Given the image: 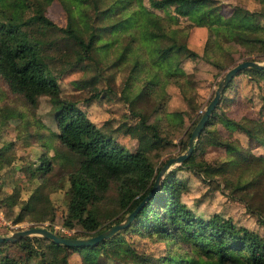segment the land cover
<instances>
[{"label": "trees", "instance_id": "trees-1", "mask_svg": "<svg viewBox=\"0 0 264 264\" xmlns=\"http://www.w3.org/2000/svg\"><path fill=\"white\" fill-rule=\"evenodd\" d=\"M53 1L0 0V81L7 91L21 95L33 106L39 96H48L53 109V127L48 132L30 133L44 145L38 159L27 166L33 186L25 198L16 186L2 189L0 210L11 226L30 218L32 209L37 208L35 223L47 220L49 223L44 225L51 228L59 217L61 226H78L81 232H56L83 236L119 221L151 188L166 159L156 166L149 151L157 152L171 143L170 124L181 123L182 115L175 109L163 116L154 109V119L148 120L150 114L143 102L149 98L161 104L166 95L161 84L169 80L179 85L190 102V73L184 67L185 60L202 57L225 67L244 55L245 59L255 60L264 56V37L258 35L264 30V0L259 11L235 5L227 15L221 12L218 0H57L66 14L64 25L46 14ZM172 7L174 13L170 12ZM156 9L163 10L164 17ZM10 10L13 21L6 20ZM178 15L194 18L197 24L212 22L202 53L188 46L185 27L172 25ZM215 44L223 48L228 63L216 54ZM237 45L243 50L234 56ZM76 48L79 56L65 63L58 73L69 69L81 70L83 75L90 72L84 81L90 87L87 100H91L113 92V70L120 65L127 68L118 94L127 102L128 116L150 129L151 141L137 138V145L130 149L97 125L77 100L62 94L58 76L44 59L55 60L59 51ZM243 75L261 85L264 67L245 66L230 79L189 156L164 174L125 227L86 246L56 243L39 235L2 240L0 264H56V260L70 264L72 251L79 254L80 264H264V239L217 211L208 216L196 213L181 196L186 185L178 175L183 170L207 182H222V192L241 198L248 210L264 219V151L256 153L231 135L238 129L264 146V114L234 119L219 108L233 99L226 92L237 83L236 77ZM102 79L106 83L97 86ZM75 82L81 85L82 80ZM20 114L14 108L0 110V131L2 127L8 129L6 120L18 121ZM225 119L233 126L228 128L227 136L219 129L208 128ZM50 132L75 155L74 165L65 171L69 187L60 214L48 191L57 184L54 172L61 169L56 166L59 162L55 153H48L43 141ZM190 132L180 139L184 147ZM14 145L13 139L0 144V167L14 160ZM208 146L219 148L221 154L207 159L203 153ZM254 203L259 206L254 207ZM147 241L164 247L154 252L138 245Z\"/></svg>", "mask_w": 264, "mask_h": 264}, {"label": "rangeland", "instance_id": "rangeland-1", "mask_svg": "<svg viewBox=\"0 0 264 264\" xmlns=\"http://www.w3.org/2000/svg\"><path fill=\"white\" fill-rule=\"evenodd\" d=\"M261 1L262 0H218V3L221 12L227 15L235 5H240L248 10L259 11L262 9ZM156 10L158 14L164 17L165 13L163 10ZM170 12L174 13L173 7L170 8ZM74 13L77 15V10L74 9ZM260 13L261 12H258V14ZM46 14L60 25H64L66 22V14L57 0H54L47 6ZM6 20H14L11 15V10L8 12ZM262 21H264V18H262ZM196 22L194 18L189 16L178 15V21L172 22V25L185 27L188 46L202 53L212 22L210 20H203L198 24ZM220 22L221 21L216 23ZM258 35L264 37V30ZM214 49L218 56H222L221 60L223 63L226 64L229 62V57L224 54L222 47L215 44ZM242 50L243 46L237 45L236 49L233 51V55L237 56ZM111 52L110 50L109 54ZM79 54L80 50L78 48L61 50L56 54L59 58L51 60L46 57L44 59L46 66L58 76L62 94L77 100L78 104L86 110L88 116L97 123V125L104 131L109 132L112 137L116 138L130 149L137 145V138L151 141L150 129L144 127L136 118L128 116L127 102L123 101L118 94L127 68H122V65H120L113 70L114 77L111 79V85L114 89L113 92L102 94L100 97L91 100H87L90 96V87H88L89 84L84 81V79L90 76V72H88L87 75H83L81 70L69 69L64 73H58L59 68H62L65 63L77 58ZM244 56L240 57V59H236L234 63L247 58H244ZM259 60L264 61V56ZM183 64L185 69L190 73V81L188 80L189 86L187 89L190 102L184 98L179 85L172 80L164 81V83L161 84L166 94L161 104L149 98L143 102V105L150 114L148 120L154 119V109L156 112L159 111L163 116H165L166 111L175 109L181 110L182 122L170 124L168 135L172 139L171 143L159 148L157 152L155 149L149 151L150 158L154 161L156 166L167 157L175 155L186 148V146H183L184 140L180 139L186 137L192 130L197 118L200 117L205 105L213 95L220 77L225 70L231 66L229 64L225 67L220 65L215 66L202 57L187 59ZM77 79L82 80V82H79L81 85L75 82ZM236 79L238 80L237 83L234 82L232 89L226 92L227 95H232L233 99L221 103L219 108L224 109L227 114L234 119L241 116H262L264 114V79L261 85L258 84L257 81L254 82L247 79L245 75L237 76ZM105 83L106 80L102 79L97 86L104 85ZM138 105L141 104L138 103ZM13 108L21 113L19 115L20 118H17L18 121H15L13 118L6 120V122H8V129L2 127L0 131L2 135V137H0V144L12 139L15 141L13 149L14 160L11 164L0 167V191L2 189L8 191L12 186H16L21 190V197L25 198L28 195V189L33 186L27 166L30 162L36 161V159H38L37 156L44 150V145L41 144L42 141H37L39 138H37L36 135L31 136L30 133L32 131L36 133L41 131L48 132L53 127V109L48 96H39L37 103L33 106L27 104L21 95L7 91L5 85L0 81V110ZM224 123L227 124V126H225ZM42 124L45 126H42ZM37 127L40 128L37 129ZM231 127H233L231 122L226 119L223 123L219 122L208 125L210 129H219L224 136H227L228 128ZM51 133L52 132L47 134L43 141L47 147L48 153H55L56 159L59 162L56 166L61 169L54 172L53 179H56L55 183L57 184L49 187L48 191L49 198L56 206L58 214H60L65 209V190L69 187L68 176L65 171L70 170L74 165L75 155L67 147L60 144ZM231 135L237 137L242 145H246L248 149L256 153L264 151V146L257 145L255 140L248 138L244 132L238 129H234ZM220 154L221 150L217 147L214 148V146H208L203 153V155L210 160H213L214 157ZM178 175L186 185L181 196L196 213L208 216L217 211L220 215L231 218L236 224L253 229L257 232L260 239H264V219H258L253 212L248 210L241 198L236 196L233 197L232 195L222 192L220 189L221 185H223L222 182L219 183L220 185L215 180L207 182L183 170L178 171ZM58 185L61 186L58 187ZM256 198L259 199V196ZM256 206H259V204L254 203V207ZM262 206H260V208ZM31 213L32 215H30V218L26 217L24 220L11 226L0 223V233L4 234L16 228L38 224L37 222L35 223L37 220L33 218L38 215L37 208H33ZM60 221V218L56 217L51 228L65 234L81 232L78 226L70 229L61 226L59 224ZM48 223L49 222L46 220L42 225ZM138 245L147 251L152 250L154 252L164 247L162 243L155 244L149 241L140 242ZM69 260L70 264H80L77 251L70 252ZM56 264H61V261L56 260Z\"/></svg>", "mask_w": 264, "mask_h": 264}, {"label": "water", "instance_id": "water-1", "mask_svg": "<svg viewBox=\"0 0 264 264\" xmlns=\"http://www.w3.org/2000/svg\"><path fill=\"white\" fill-rule=\"evenodd\" d=\"M245 66L264 67V61L255 60V59H243L237 61L236 63L229 66L225 70V72L218 81V84L215 88L213 95L210 97L209 101L205 105L202 114L194 124L190 132V136L186 148L183 151L166 158V160L159 167L148 193L133 207V209L126 212L125 215L119 221L103 228L102 230L94 234L83 235V236L63 235L61 233L56 232L55 230H53L48 226L42 224H33V225H28L25 227L13 229L8 233H4V234L0 233V241L2 240L15 241L27 235H41L44 237L51 238L56 243H62L65 245H72V246H81V245L86 246V245L96 244L102 239L114 235L117 231L125 227L130 222V220L134 217L138 209L143 205L144 201L148 199V197L155 191L164 174L171 167L181 163L183 159L189 156L196 139L198 138L201 130L205 127L207 120L212 113V110L218 103L224 87L227 85L230 79Z\"/></svg>", "mask_w": 264, "mask_h": 264}, {"label": "built area", "instance_id": "built-area-1", "mask_svg": "<svg viewBox=\"0 0 264 264\" xmlns=\"http://www.w3.org/2000/svg\"><path fill=\"white\" fill-rule=\"evenodd\" d=\"M0 223H2L4 225L7 223L10 224L7 220L4 219L1 210H0Z\"/></svg>", "mask_w": 264, "mask_h": 264}]
</instances>
